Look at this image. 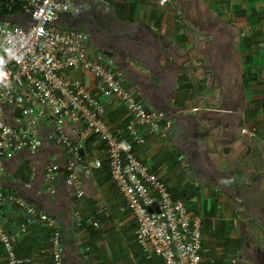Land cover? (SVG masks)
I'll return each instance as SVG.
<instances>
[{"label":"crops","instance_id":"crops-1","mask_svg":"<svg viewBox=\"0 0 264 264\" xmlns=\"http://www.w3.org/2000/svg\"><path fill=\"white\" fill-rule=\"evenodd\" d=\"M160 1L72 0L55 26L85 32L87 56L110 57L130 92L171 121L168 134L156 132L132 149L189 216L201 220L202 264H264V149L240 132L254 128L264 140V0ZM63 77L78 79L91 94L99 87L81 69ZM101 102L109 127L127 124L118 98ZM5 112L10 123L11 110ZM53 126L51 116L39 119L38 151L0 161V189L55 221L30 224L24 211L2 205L15 253L29 264H53L57 230L62 264H162L144 259L135 244V218L110 179L103 143L80 124L63 126L80 156L101 164L89 176L76 169L77 197L64 184L63 149L48 139ZM49 163L61 168L50 184L53 194L43 181ZM0 264H6L1 246Z\"/></svg>","mask_w":264,"mask_h":264},{"label":"built area","instance_id":"built-area-1","mask_svg":"<svg viewBox=\"0 0 264 264\" xmlns=\"http://www.w3.org/2000/svg\"><path fill=\"white\" fill-rule=\"evenodd\" d=\"M71 8L72 0H0V14L17 9L30 21L27 28L0 22V161L19 152L35 154L40 147L37 122L51 116L54 126L48 139L62 147L67 159L62 167L64 184L73 186L76 196L81 197L76 169L89 176L101 167L98 160L87 163L79 154V146L64 134V124L82 125L105 147L110 179L135 218L134 241L143 258L156 257L162 264H202L201 220L189 216L185 203L171 196L166 183L151 173L132 149L133 144H144L146 137L156 132L168 134L171 121L163 113L146 108L130 92L113 70L110 57L87 56L85 32L61 31L55 26L59 15ZM77 69L98 82L95 94L78 79L63 77L64 72ZM113 97L121 101L129 118L122 128L113 129L104 120L101 98ZM7 109H11L10 123L4 118ZM240 132L258 140L264 149V140L254 128ZM60 169L53 163L44 168L43 181L50 194L54 193L50 184ZM1 172L0 163V179ZM2 205L24 211L30 224L55 223L43 211L0 189ZM24 232L21 226L20 233ZM15 242L16 235L5 230L0 218V246L6 264H29L28 258L15 253ZM51 255L53 264H62L57 230L51 238Z\"/></svg>","mask_w":264,"mask_h":264},{"label":"trees","instance_id":"trees-1","mask_svg":"<svg viewBox=\"0 0 264 264\" xmlns=\"http://www.w3.org/2000/svg\"><path fill=\"white\" fill-rule=\"evenodd\" d=\"M7 21L11 25L20 26L22 28H27L30 26V21L28 16L20 14L17 12V9L13 10L10 13L3 12L0 14V22ZM8 111L11 109H7Z\"/></svg>","mask_w":264,"mask_h":264}]
</instances>
